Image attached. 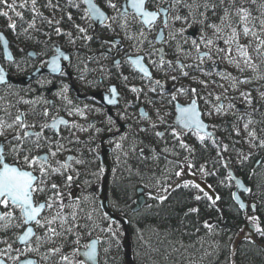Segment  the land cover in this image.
I'll return each instance as SVG.
<instances>
[{
	"label": "trees",
	"instance_id": "obj_1",
	"mask_svg": "<svg viewBox=\"0 0 264 264\" xmlns=\"http://www.w3.org/2000/svg\"><path fill=\"white\" fill-rule=\"evenodd\" d=\"M96 1L110 15V24L108 26L99 27L94 30V35L96 37V39L93 41L95 45L94 50L99 52L104 47V40L118 37L120 34L125 35V33L121 32L122 17L120 15V8L124 0H111V2L116 5V8L109 7V0ZM224 1H226V4L230 3L229 0ZM235 1V4H238V2L243 0ZM23 2L24 0H16L17 6L15 11L9 12L11 19L17 21L16 25L18 29L16 36L10 33V35L8 34V37L15 42L17 48L38 51L43 59H46L52 53V38L57 26L55 23L56 21H58V23L72 21L73 17L77 15V13H83L86 19L89 21V18L81 2L78 0H51L52 7L46 6L49 3V0H37V12L42 13V16H39L31 11V0H28V5L26 7H20V4ZM218 2H220V0H183L180 5H190L191 7L186 6L190 11L192 7L197 8V13L199 16L195 22H190L189 19H187V21L175 20V24L186 34H189L195 30L201 33L204 29H211L210 27L207 28V26L221 22L219 18L223 15V13L220 16L214 14L220 11V7L217 5ZM169 4L170 0H148V7L153 10H157L158 8ZM251 4H253L251 0H248V5ZM180 5L173 7L171 10L175 16L180 15L185 17L182 13V10L179 9L184 7H179ZM205 5L210 7H205ZM231 7L232 5L230 8ZM4 10L7 9H5L3 6H0V11ZM175 11H178L179 13ZM15 12H21L22 18L17 17ZM201 13H203V16L200 15ZM69 15L71 16V19H69ZM33 17H35V26L33 28H29L28 25L32 23ZM49 20L53 21L54 23L49 24L47 22ZM8 21V18L0 15V31L6 32ZM25 29H27V31H25ZM62 29L67 33L68 37H66L63 41H59V44H61V46L67 50H82L84 45L83 42L78 39H71V37H74L76 34H78V28L67 26L65 24L62 25ZM214 40L215 39H213V41ZM176 43L173 44V41H166L165 47L167 61H171L172 65L169 67L166 61L163 64V68L159 69L172 70L173 64H176L177 58L179 57L178 44ZM217 47L219 48V46ZM193 49L194 48L192 47L189 50L191 51ZM130 51L131 48L129 46L127 53L129 54ZM145 58L148 65L152 69L157 68L156 65L161 63V61L153 54L152 56H145ZM153 61L156 62V65L152 63ZM119 69H121V67H119L117 70ZM178 69L179 67L176 66L174 70ZM214 72L216 76L219 74L217 70ZM226 101L228 107L230 108V113L228 114V117L224 119V121L220 120L218 123H216V125H214L215 129H212L221 144L227 147V150L225 151L223 149L222 153L220 152L218 145L215 144L210 138L204 137L203 142H201L199 138L201 135L191 132L186 136L185 139H180L172 133L171 130L173 127L172 129H168L166 131L163 139L150 138V140H144V143H146L145 147L147 149L146 155L144 156L146 159H148L150 155L153 156V153H157L158 157L159 153L170 146L172 142L177 144V146L180 145L181 147L182 141L183 144L187 145V148L181 147L182 150L180 151L182 153V158H184L185 162L190 163L197 178L206 182L218 196V200L213 202L208 198L209 196L206 193L195 187V185L185 184L180 185L177 189L169 193L168 197L163 200H157L153 197L148 198L145 207L137 213L132 212V208L134 206H131L130 203H126V207L128 206L127 208L129 209L128 215L124 217L122 216L120 218L127 221L132 244L133 233L135 234L137 230L141 233L143 232L144 236H142L147 239L146 241L148 244H150V248L148 250H155V255L150 258L151 260H156L155 256H158L159 258H157V260H160L164 264H172L177 262L182 264L183 260L181 259H183V257L181 254H184V251L182 250L183 247H181V245L187 244L188 246L198 243L199 238H201L204 234L203 228L208 226L209 223H212L221 229H225L228 232L235 233L246 220V218L253 216L258 218L256 220L257 226H259L261 229H264V154L262 153L264 152V147L255 146L257 148L255 153L248 156L247 160L240 159V162H236L234 154L235 152L232 149V146L234 147V136L230 129L225 126V123L229 122L228 119H232V121H234L235 118H238V115H247L248 113L251 117V124L257 131V135L261 136L260 140H264V106L261 105V101H258V104H260L258 111L260 113L255 110L253 112L249 110L250 112H248V110L243 108V106L239 105L240 102H238V99L235 96L230 95L226 97ZM252 107L253 105H251V108ZM171 113L174 114L173 106L171 107ZM172 117L174 116H170L169 120H172ZM216 128H219V130H216ZM12 136L13 135L9 133L7 137L3 139L0 138V141H6V139L8 141ZM46 137L49 138L48 136ZM165 138L169 144L164 142ZM49 139L53 144L56 143L57 139L55 137H51ZM45 144L47 143L41 141V147L36 149L32 154L37 156V151H41V149L45 148ZM241 144L243 148L244 144ZM254 144H258V142H254ZM8 148L9 145L7 144V150ZM46 148L49 150V144ZM259 148H261V150ZM189 149L191 151H189ZM223 157L230 161L233 169L237 173V176L243 180L249 189L247 194L241 195L243 200L248 204V210L246 213L241 212L234 201L233 191L235 185L229 178ZM257 158L262 159L259 165L256 164ZM8 161L13 163L11 156L8 157ZM157 161L158 159H156L155 162L153 161L148 163L144 160H141V177L146 178V180H149V178L153 179V176L157 174L159 169L162 167V164L157 165ZM94 164L99 165V162L84 160L82 167L86 168L89 165L93 168ZM202 168L203 171H201ZM129 175L127 187L129 189L128 195L130 198V195L132 196L133 194L130 193V186L132 184V180H130V178L132 177L136 180V176H134L135 174L131 172ZM173 182L174 180L172 183ZM223 183L225 185H223ZM118 189L119 200V198H121L120 196H122L124 192L121 191V186H119ZM155 194L157 193L155 192ZM196 196H200L201 199L196 200ZM118 200L117 205L121 207L122 205H119L120 201L118 204ZM71 204V209L66 208L63 210L66 216L70 211H75L74 204L76 205V203L71 202ZM81 204H83V202ZM121 204H123V202ZM253 206H255V208H253ZM193 208L198 209V211L190 212L189 210ZM101 216L104 218L98 219L97 223L87 222V224H84L83 226L81 215L78 216V218L75 220V223L80 227L75 229L73 234L54 238L53 245L51 246H47V244L43 243L38 245L39 251L36 252L34 256L38 257L41 261L47 262V264H51L54 263V261L59 258V256L50 255L48 260L42 259L43 254L46 253L49 248L59 247L64 255L68 251H74L76 253L75 247L78 245L76 244V233L78 232L79 242L81 240H88L89 238H95L99 240L100 264H126L125 251L123 249L124 239H122L121 236L123 229L121 228L120 224L110 221V219L104 214L101 213ZM79 220H81L82 223H80ZM88 228H91L94 233H92V231ZM84 229H88L87 232ZM109 229H111V231H109ZM152 229H159L158 231L161 230V233L163 234L162 236L165 239L160 240L159 238L148 235ZM1 230L2 232H0V236H2L7 242L11 243V239L13 237L17 238V235H11L8 232L4 233L3 228H1ZM87 235H90L91 237L85 239L84 237ZM256 235V241L245 240L242 241L238 246L235 257V262L237 264H264V248L261 247V245H264V235H261L257 231ZM4 245L6 249L7 245L5 243ZM170 245L174 247H171ZM136 248H133V264H142L145 256L142 257L138 253L135 254ZM169 248H173V252L171 251V254L169 253V257L168 255L167 257L161 255V253L164 254L165 251L170 252ZM194 251L190 252L194 255ZM15 255H17L16 251L12 254V256ZM195 256H198L197 250L195 251ZM213 259L214 256H210L207 259L202 257V259H199L198 261L195 260V262L197 261L195 264H213Z\"/></svg>",
	"mask_w": 264,
	"mask_h": 264
},
{
	"label": "rangeland",
	"instance_id": "obj_2",
	"mask_svg": "<svg viewBox=\"0 0 264 264\" xmlns=\"http://www.w3.org/2000/svg\"><path fill=\"white\" fill-rule=\"evenodd\" d=\"M230 3L226 4V1L220 0L218 2V6L220 7V11L214 14L221 15L224 14L225 8H230L233 1L229 0ZM236 2V1H235ZM238 2V1H237ZM241 3V4H239ZM247 3V4H246ZM184 5H180L179 8L182 10V13L185 17H188L190 22H195L198 19V13L197 8L192 7L191 11L187 9V7ZM245 7L251 10L252 16L257 17L260 16L261 12H264V0H256L255 4L248 5V0H243L241 2H238V4H235L236 8L239 7ZM210 7V6H209ZM208 7V8H209ZM211 9V8H210ZM199 10V9H198ZM232 13H235V8H230ZM179 13L178 11H175ZM175 14L172 13V16L174 17ZM223 16V15H222ZM121 25L127 24V29L121 27V32L126 33L127 31L130 32L131 37L126 35L127 38H129L130 41H127L128 47L130 46L131 51L129 55H145V56H152L157 54V45L154 41L147 40L145 38H149V34L144 33L140 28V23H138L135 20H130L127 18H123L121 15ZM221 18V17H220ZM219 18V20H220ZM168 29H169V35L167 37V41H173V44H178L179 49V57L177 58V62H181L182 65H187L188 67L180 68L179 73L170 72L169 75H167L166 82L170 83L169 88L171 87V91H166V89H160L155 88L156 91H149L145 89L146 91H133V89L138 86L137 79L132 72V70L129 68L130 66L124 64L119 71H126V77L122 81L121 86L124 88V92L128 99V105L132 103H140L143 98H146L148 101H154L153 103H156L157 107V119L155 117V120L158 122H161L164 124L165 129H175L173 124L174 120L173 117L172 120H169L170 116H174V114L171 113V107L174 105V101H179L182 104H189L191 100L197 99L200 103L201 111L203 112V118L206 122H208L212 129L214 128V125L218 123L220 120L226 119L228 117V114L230 113V108L228 107L226 97L233 95L238 99V102H240V106H243L248 112L250 111H258L259 105L258 101H261V105L264 106V56L257 55L256 53H252L253 55V62L256 65L255 70H252L248 68L244 63L243 60L238 56V53L235 49V45L232 46L233 50L231 52V56L233 58V62H229L226 52L229 47V45L224 43L223 38H217V36L214 34L213 28L204 29L201 33H199L197 30V34L195 33L192 35L193 37H189L188 34L181 31V29L175 24L174 19H170ZM220 22H217L216 25H219ZM141 31L143 32V37H141ZM199 33V34H198ZM174 35L175 39H172L171 36ZM196 35V36H195ZM125 35L120 34L118 38L124 39ZM195 36V37H194ZM202 37L211 38L214 40V43L212 45H205V43L202 41ZM252 39V37H244L242 34L239 38V43L242 45H247L249 43V40ZM126 41V40H124ZM193 41L198 44L199 47V54L203 52H209L211 51V59L209 58H201L199 57L197 48L193 45ZM225 49V52L217 53L216 49L218 48ZM186 47V48H185ZM194 48L193 50H189L191 48ZM251 52V49H249ZM239 60L240 62V68H244V71H241L240 68L236 66L235 61ZM198 65V67H197ZM211 65V68L213 71L209 72L206 70L207 66ZM217 66V67H216ZM87 68H90V70H94L96 67L95 65H88ZM216 68H219L221 70L217 76L215 75ZM107 70V69H105ZM154 70H161L159 67L155 68ZM187 72V75H184L183 73ZM230 74L231 77L235 78V84L232 79L226 78ZM175 77L176 79L173 80L172 77ZM108 79L110 77H105V83L108 82ZM172 80V82H171ZM248 80V83H241L240 81ZM129 84L130 87L126 86ZM180 89H184V91H179ZM192 89H195V92L192 91ZM145 92L147 93V96L145 97ZM242 93H250V97L248 99H245V96L241 95ZM175 96V100L172 99V97ZM219 96L220 99L217 100L216 97ZM14 95L12 93V90L8 87L4 90H0V118H3L5 120H9L11 118H14L15 115L19 114L18 110L15 108L14 103ZM205 101H208L206 103ZM250 101V102H249ZM223 104V108L217 112L215 110V107H218L220 104ZM242 103V104H241ZM251 105L253 107L251 108ZM215 106V107H214ZM250 110V111H249ZM7 113L11 114V118L6 115ZM212 113L209 115L208 113ZM258 113H260L258 111ZM85 118L87 119L86 124L89 123L90 119L92 118L88 113L84 114ZM244 117V118H243ZM50 121V117L45 120V124H47ZM229 122L225 123V126H227L228 129H230L231 133H233V142L234 147L232 146L233 151L235 152V159L236 162H240V159H244L245 156H250L256 151V147L254 146V142H258L261 139V136L257 135V131L255 127L249 123L251 121V117L247 113L238 115V118H235L234 121L232 119H228ZM169 123V124H168ZM245 124H248V128L245 129ZM173 129L171 130L173 133ZM88 124L85 128H82L81 135H78V138L76 139V143H81L82 146H87L88 144L85 143L86 140H90V137L92 136L95 138L97 142H99L103 137H97L94 132L88 131ZM216 130H219V128H216ZM238 130V134H237ZM165 130L160 129L158 132H162ZM254 131L256 134V140L252 141V138L249 136V132ZM114 132H118V130H115ZM14 135V131H6L4 136H0L1 139L8 136V134ZM10 136V135H9ZM102 136V135H100ZM86 137V138H83ZM144 140H150L145 134L139 133L138 136L135 134L127 133L126 136H123L122 138H118L116 142L119 143L122 141L124 146L126 147L123 155L125 160L119 161L114 158L113 159V165L118 169L121 167V165L125 167L126 169V180L124 181L126 184L123 185L121 191L123 193V198H119L118 200V194H119V184L116 186L114 184H109V204L110 207L114 210L116 209L118 212L121 210L122 207V215L124 216L128 215L129 209L126 207V203H130L131 206H134L132 209L136 207V201H137V193L136 190L139 187H143L145 190L156 192L158 197H168V194L171 193L173 188L176 186L175 189H177L180 185L185 184H192L190 182V179L193 175H195V172L192 169V166L190 163H187L184 161V158H182V153L180 150V145L177 146V144H174L173 142L168 146L165 150H163L161 153H159V156L157 157V153H153V156L150 155L148 159H146L144 156L146 155L147 149L143 145ZM7 141V139H6ZM252 141V142H250ZM167 142V139L165 138V141ZM71 143H74V141H71L69 143H66L64 146V151L58 152L59 156H65L68 152V150H71L74 148ZM169 144V142H167ZM244 144V147L242 148V144ZM52 145H55L52 143ZM79 145V144H78ZM180 147V148H179ZM75 149V148H74ZM261 150V148H259ZM55 151V148L52 149ZM101 148L98 149V153H100ZM69 153V152H68ZM264 154V152H262ZM142 154V155H141ZM262 154V155H263ZM53 158V157H52ZM64 158V157H63ZM156 159L157 165L162 164V167L159 169V172L153 176V179L149 178V180H146V178L141 177V160H144L148 163L155 162ZM247 160V159H246ZM80 161V160H77ZM262 159L257 158L256 164H260ZM82 162L80 163H74L72 169H77L80 167L82 169H85L82 167ZM164 167V168H163ZM116 169V170H117ZM165 170V172H164ZM74 171V170H73ZM134 173L136 176V180L134 178H130L131 181V190L130 193H133L132 196L130 195L129 198V189L127 187V181L129 179V174ZM95 173V172H94ZM93 173V175H95ZM119 173L116 172V174ZM176 173H180L177 175ZM96 174L98 175L99 182H98V197L95 201L92 202H77L75 206V213L76 217L81 215V220H79L80 223H82V226L84 224H87V222L97 223L98 219H103L104 217L101 216L100 206L98 204L99 201V193L100 189L102 187L103 183V177H104V168L102 169L100 166H97L96 168ZM128 174V175H127ZM91 173H86L85 179H86V186L91 187ZM66 177V176H65ZM63 177V178H65ZM120 178V175H119ZM119 181V179L117 178ZM174 182L172 183V181ZM108 182V180H107ZM105 183V182H104ZM223 185H225L223 183ZM104 186V185H103ZM134 189V190H133ZM167 189V191H165ZM236 187H234L235 191ZM120 191V193H121ZM234 191H233V197H234ZM203 192V191H202ZM218 197V196H217ZM164 198V199H165ZM122 199V201H121ZM120 201V206L117 205ZM161 200V199H159ZM218 200V199H217ZM123 202V204H121ZM215 202V201H213ZM70 203V202H68ZM66 203V204H68ZM79 205V208H78ZM146 205V204H145ZM145 207V206H144ZM144 207H142L140 210H142ZM1 209H3V206H0ZM139 210V211H140ZM52 210L48 209L49 216L51 214ZM133 212V210H132ZM138 212V211H137ZM135 212V213H137ZM99 215V216H97ZM99 217V218H98ZM253 216H249L246 218V220L242 223V225L238 228V230L235 233L228 232L225 229H221L217 226H215L212 223H209L208 226L203 228L204 234L201 238H199L198 243L193 245L182 244L181 247H183V253L181 254L183 259L182 264H195L199 259L209 258L210 256H214L213 264H237L235 262L236 257V250L240 243L245 240H253L256 241L257 235H256V227H257V221L253 222L250 220V218ZM248 226L254 227L255 237L252 238L250 235V232L247 230ZM206 228V229H205ZM92 231L91 228H88ZM88 229H84L86 232ZM249 229H251L249 227ZM159 229H152L148 235L154 236L156 238L165 239L161 233V230ZM44 229L39 228V232H43ZM90 233V232H89ZM92 233H94L92 231ZM143 232H135L133 233V245L132 244V250L136 247L135 254H139L142 257L145 256L142 264H164L160 260H157L159 258L158 256H155L156 260H151L150 258L155 255V250L149 251L150 244L146 241L143 236ZM43 238L44 241L48 240V234L45 232V234L39 235ZM122 239H124L125 235L124 232H121ZM149 236V237H150ZM91 237L90 235L84 237L85 239H88ZM90 239V238H89ZM136 241V242H135ZM38 242L35 240V247H38ZM167 245V244H166ZM51 246V245H47ZM78 246V245H77ZM75 247V250L77 248ZM171 246V245H170ZM174 247V246H171ZM197 248V249H196ZM124 249V247H123ZM170 249V248H169ZM173 249V248H172ZM170 252L165 251L164 254L161 253L164 257H169L171 254ZM198 251V256H195V251ZM195 250V251H194ZM175 251V250H174ZM194 251V255L190 252ZM35 255L36 252H26L24 255ZM74 251H68L65 255L69 256L70 260L79 259L78 255H73ZM170 253V254H169ZM159 255V254H158ZM80 260V259H79ZM195 260H197L195 262ZM133 261V260H132ZM42 264H47V262H42ZM51 264H64L63 261L60 260V258H57L54 263ZM172 264H179L172 263ZM199 264V263H198ZM202 264V263H200Z\"/></svg>",
	"mask_w": 264,
	"mask_h": 264
},
{
	"label": "flooded vegetation",
	"instance_id": "obj_3",
	"mask_svg": "<svg viewBox=\"0 0 264 264\" xmlns=\"http://www.w3.org/2000/svg\"><path fill=\"white\" fill-rule=\"evenodd\" d=\"M168 5H165L158 9H165ZM147 9L153 10L148 7ZM86 12V11H85ZM172 10L167 13V17L172 16ZM130 20H135L140 23L141 30L147 34H149V38L147 40L154 41L158 34V32L164 29L165 32V39L169 35V29L164 28L163 21L164 17H159L157 23H155L149 29L143 27L141 20L137 18L134 14H129L125 17ZM10 22H14L15 25L17 23L16 20H9L7 24V29L5 31H0L3 33L9 42V48L12 53V60L7 61L3 52V48L0 45V64L2 65L3 69L9 75L13 81L19 82H11L9 81L6 85L0 86V90H4L5 88H10L14 95V103L15 108L18 110L19 114H23L26 117L27 123L29 125L35 124L36 127L31 129L35 132H40L41 128L40 125H44L45 120L50 117V121L47 123H51L52 121L58 118H65L68 121V125L62 126L59 133L51 130L50 128H45L43 130V136H48L49 138L55 137L57 141L62 143L64 146L66 143L74 141L71 143L72 148L66 152L65 156H59L57 154L55 157L50 158V163L52 166L57 165V161L63 163L67 157L72 156L75 160H80L82 163L84 160L87 161H97L98 164H94V167L87 166L85 169L78 168L71 169L68 172H65L63 175L56 173L50 175L47 180L46 184V191L36 192L34 193V201L36 203H44L48 196L50 195V187L51 185L57 184L60 186V191L64 194L63 199L65 204L68 202H92L95 201L98 197V182L99 178L96 174L97 166H100L102 169L104 168V177L102 187L99 193V201L98 204L100 206V213L104 214L101 209V191L105 182V173L106 169L101 163V154L104 150H108V158L109 163L111 165V174L107 182V203L108 207L118 217H124L122 215V207L121 212L117 211L116 209H112L109 204V184L118 185L123 187L126 184L124 181L126 180V169L124 165L120 168H116L113 165V159L116 160L118 158L119 161L125 160L124 158V150L125 146L122 141L119 143L116 142L118 138H122L126 136L127 133L135 134L136 136L141 134H145L149 139H163L166 134L165 125L157 119V105L153 103L154 101H148L146 98H143L140 103H130L128 105V99L124 92V88L121 86L122 81L126 77L127 72L117 70L119 67H122L124 64L129 65L128 58L132 55L127 53L129 49L127 45V41H130L126 35L131 37L129 31L125 33L124 39L121 38V43L113 44L112 40L114 38L104 40V47L99 52L94 50V40L96 39L94 35V30L96 29L95 26L92 25V22L86 19L83 13H77L72 19V21H67L65 23H56L57 26L54 31V35L52 38V53L46 58L43 59L38 51L32 50H23L21 48H17L15 42L8 37V34L12 33L16 36L17 32V25L16 28L13 30L9 27ZM170 23V20H169ZM61 24V25H60ZM76 27L79 25L82 28H86L85 33H81L78 30V34L76 36L71 37L73 40H80L83 42V49L79 50H67L59 44V41H63L67 36V33L62 29V25ZM169 25V24H168ZM77 28V27H76ZM56 29H60V32L57 33ZM91 37V39H85V37ZM11 40V41H10ZM126 40V41H124ZM166 41V40H165ZM93 42V43H92ZM60 46V48L64 51H68L70 53V61L66 64V67L59 73L58 75L52 74H41L40 76L27 81L35 72L39 71V69H43L48 65L49 59L55 55V49ZM166 46V44H165ZM159 47V46H158ZM157 47V48H158ZM166 49V47H165ZM158 50V49H157ZM31 52H35V56L32 57ZM166 52V50H165ZM159 59L158 52L157 54L154 53ZM119 62L118 65H115L116 62ZM88 65H95L94 70H90L87 68ZM107 69V70H105ZM152 69V68H151ZM209 72L213 71L211 65L207 66ZM153 79L149 80L139 74H137L134 70V73L138 86L134 89L137 91H146L147 89L151 88H160L166 89V91H171V87L169 82H166L167 77V70H154L152 69ZM219 72L221 70H218ZM110 77L108 82L105 83V77ZM160 81L159 85H156L155 81ZM172 82V80H171ZM126 86L130 87L129 84ZM115 87L116 93L119 95L118 104L116 107L113 108L112 114L108 113V108L103 106L96 98L95 95H100L101 97L105 94L110 93V88ZM147 93L145 92V97ZM24 101H28L29 103H25ZM176 101H174L173 105V112L175 113ZM182 104V103H181ZM187 105V104H183ZM47 110L48 116H43V112ZM89 114L92 118L90 119L88 124V131L94 132L97 137H103L99 142L95 140L92 136L90 140H86L87 146H82L81 143H76V139L78 135H81V129L87 126L84 114ZM175 117V115H174ZM173 117V120H174ZM174 126V124H173ZM175 128V126H174ZM160 129L165 130L162 132H158ZM118 130V132H114ZM175 132L178 134L176 135L180 139H185L187 135L191 132L181 133L176 130ZM156 133H162V135L158 136ZM102 135V136H100ZM86 138V137H83ZM5 142V147L7 150V141H0ZM145 146L146 143L142 142ZM79 144V145H78ZM48 144H45V148L38 150L37 156L44 155L49 152L46 148ZM101 148L100 153H98V149ZM48 150V151H47ZM142 155V154H141ZM64 157V158H63ZM9 162V161H8ZM10 163V162H9ZM76 163L75 161L72 162L73 164ZM82 165V164H81ZM117 169V170H116ZM74 170V171H73ZM116 174V172H118ZM95 172V173H94ZM86 173H91V187L86 186ZM93 173L95 175H93ZM35 175L39 176V167L36 166V170L34 172ZM67 175H72L73 180L70 184L66 183ZM120 175V178H119ZM66 176V177H65ZM65 177V178H63ZM119 179V181L117 180ZM144 189V188H143ZM144 195L146 198V203L148 198L154 197L157 198L154 192L148 191L144 189ZM153 197V198H154ZM123 198V195H122ZM122 201V199H121ZM2 206V205H0ZM1 212L11 210L13 212V219L11 220V225H20L22 223V218L20 214V210L17 208L12 207L11 209H1ZM49 214L48 209H45V212L42 216H47ZM105 215V214H104ZM106 216V215H105ZM111 221V220H110ZM3 222H0L2 224ZM1 228H3V232H8L9 234L17 235V238L13 237L11 239V243L8 244L12 245L13 250L16 249H23L24 253L28 251V248L35 247V240L34 237L32 241L27 245V247L22 248L19 244L18 237L21 236L26 228L27 225L22 227L17 226H8V227H0V232H2ZM34 231L39 236L42 233L45 234V230L43 232H39V227L34 225ZM54 240V238H53ZM52 241H46L43 244L53 245ZM97 240L95 238H90L88 240H81L76 248V253L78 255V251L80 249H86L85 246L89 245L91 241ZM5 239L0 236V250L5 249V245L3 243ZM17 243V244H16ZM99 250H100V242H99ZM15 251H12L6 256L0 257L6 260L7 264H14L12 259H9ZM35 259L37 260V264H42L38 257L34 255H21V261L25 259ZM79 258V257H78ZM19 262H16L18 264ZM100 264V258H99Z\"/></svg>",
	"mask_w": 264,
	"mask_h": 264
},
{
	"label": "snow or ice",
	"instance_id": "obj_4",
	"mask_svg": "<svg viewBox=\"0 0 264 264\" xmlns=\"http://www.w3.org/2000/svg\"><path fill=\"white\" fill-rule=\"evenodd\" d=\"M183 0H170L169 8L164 9V13L166 18L163 21L164 28L168 27L169 20H184L187 21V17H182L180 15H176L174 17H167V13L175 6L180 5ZM253 4L256 3V0H251ZM84 3L89 5L88 12L92 16H96L97 18H102L105 14L92 3V0H84ZM131 9L134 10L135 15L139 16L143 23L149 27L154 25V22L157 21L160 16L161 10H146L145 3L146 0H129ZM28 5V0H24L20 7H26ZM37 0H31V11L36 13L39 16H42V13L37 12ZM0 6H3L4 11H0V15L8 18L11 21V17L9 16L10 11H15L16 8V0H0ZM48 7H52L51 0L46 5ZM76 6V5H74ZM191 7L190 5H185ZM109 7L116 8V5L109 0ZM208 7V5H205ZM232 8H235V13L233 14L229 8L224 9V14L220 18L221 22L219 25L212 24L211 28L214 30V34L217 38H223L224 43L229 45L226 56L229 62H233V58L231 56V52L233 50L232 46L235 45V49L238 53V56L243 60V63L250 69L255 70L256 65L253 62L252 53H256L257 55L264 56V12H261L260 16L254 17L252 16V12L250 9L245 8L243 6L236 8L235 0H233ZM17 17L22 18L21 12H15ZM120 15L127 17L129 15L127 9H125ZM203 16V13L200 14ZM69 19L71 16L69 15ZM49 24L54 23L53 21H47ZM202 22V21H201ZM55 23H58L56 21ZM35 26V17H33L32 23L28 25L29 28H33ZM9 27L13 30L16 28L14 22H10ZM81 33H85L86 28H82L79 25L76 26ZM121 27L127 29V24L121 25ZM27 31V29H25ZM57 33L60 32V29H56ZM183 31V30H181ZM244 37H252L249 40L247 45H242L239 43L240 35ZM70 35V34H69ZM141 37H143V32L141 31ZM2 38V37H0ZM172 39H175V36H171ZM85 39H91V37H85ZM146 39V38H145ZM202 41L205 45H212L214 41L211 38L202 37ZM193 45L197 48L199 54V45L193 41ZM251 49V52L249 51ZM159 51V50H157ZM217 53L225 52V49L217 48ZM211 59V51L203 54ZM59 57L54 58L51 63L53 65L57 64V60ZM143 59V58H140ZM140 59L133 61L134 64L139 66V71L144 74V76L150 78V73L147 67H144L140 63ZM203 57H201V60ZM156 65V62H152ZM236 66L240 68L239 60L235 61ZM164 61L161 59V63L156 65L159 68H163ZM169 67H171L172 62L167 61ZM182 67H188L187 65H182ZM198 67V65H197ZM241 71H244V68H240ZM187 75V72L183 73ZM226 78L232 79L235 84V78L231 77L230 74ZM5 79L3 70L0 69V82H3ZM127 79V77H125ZM173 80L176 78L173 76ZM241 83H248V80L240 81ZM156 85L160 84V81L154 82ZM115 92V88L112 89ZM133 91H137V89H133ZM151 91H156L155 88H152ZM179 91H184V89H180ZM195 92V89H192ZM241 95L245 96V99L250 97V93H242ZM175 96L172 97L175 100ZM217 100L220 99L219 96L216 97ZM25 103H29L28 101H24ZM111 102V101H110ZM208 103V101H205ZM250 102V101H249ZM215 107V106H214ZM223 108V104H220L218 107H215V110L219 112ZM180 117L179 122L186 129H193L197 133L203 132L208 126L201 120V113L198 111V106L196 101L193 100L192 103L188 107H179ZM211 115L212 113H208ZM6 115L11 118V114L6 112ZM43 116H48V111L45 110L43 112ZM61 124H67V121L60 120ZM252 123V121H249ZM36 125H29L27 123L26 117L23 114H17L14 118L9 120H5L0 118V136H4L6 131H14V135L10 140L7 141L9 145L8 150H6L5 144L0 143V205L3 206L4 209H11L12 207L20 210L22 223L20 225H11V220L13 219V212L11 210L0 212V222H4L0 224V227H8V226H17L22 227L24 225H29L26 228V231L23 235L19 236L18 239L23 244H28L31 242V238L35 237L38 244L45 243L42 237L38 236L34 232V228L31 226L33 223L46 231L48 234V240L52 241L53 238H59L61 236L73 234L75 229H78L80 226L75 223L77 219L75 211H70L66 216L64 214V209L72 208L71 202L65 204L63 196L64 194L60 191V186L57 184H52L49 191L50 195L48 199L44 203H36L34 201V193L36 192H45L47 180L52 174L59 173L63 175L65 172H68L72 169V162L80 163V161H76L74 157L69 156L66 160L61 163L57 161V165L54 167L50 163V158L55 157L58 152L64 151V145L57 141L55 145H52V142L49 138L43 136V130L45 128L51 127L56 128L57 125L54 122L51 125H40L41 131L35 132L31 129L35 128ZM248 128V124H245V129ZM173 134L178 135L173 129ZM238 134V130H237ZM252 138V141L256 140V134L254 131L248 133ZM156 135L160 136L162 133H156ZM205 135L211 137L212 133L205 132ZM201 142L204 140V136L199 137ZM41 141L49 144V152L41 156H35L32 153L41 147ZM250 141V142H252ZM215 143V141H213ZM257 147H264V140H260L258 144H254ZM53 147L55 151H53ZM119 147V145L117 146ZM181 147L187 148V145L183 144L181 141ZM221 147L226 151L227 147L221 145ZM189 151H191L189 149ZM11 156L13 163L8 162V157ZM244 159H248L247 156ZM36 166L39 167V176L35 175L34 172L36 170ZM227 167V165H225ZM203 171V168L201 169ZM179 175L180 173H176ZM229 178H232V174L229 173ZM73 180L72 175H67L66 183L70 184ZM195 187L200 188L197 184ZM167 191V189H165ZM158 199L163 200L165 197H157ZM211 199V197H208ZM196 200H200V196L195 197ZM218 199V197H217ZM243 207V204H241ZM52 210L49 216H41V213L45 209ZM255 208V206H253ZM190 212H197L198 209H190ZM39 217V218H38ZM70 217V219H69ZM258 218L251 217L250 220L255 222ZM59 229V230H58ZM111 231V229H109ZM256 231L261 235H264V229H261L259 226L256 227ZM76 244H79V233H76ZM7 245V248L4 250H0V257L6 256L12 251H16L17 255L11 256L10 258L16 264V262H20V264H37L36 261L31 259H25L21 261V255H24L23 249L13 250L12 245L8 244L5 240L3 241ZM86 250L83 252V256L86 257L89 261H94L96 259V247L95 242L92 244L85 246ZM39 247L28 248V252H38ZM51 256H59L60 260L64 262V264H84L82 260L74 259L70 260L68 255H64L61 252L59 247L49 248L46 253L43 254L42 259L48 260ZM75 256L76 253L74 252ZM0 264H6V260L0 258Z\"/></svg>",
	"mask_w": 264,
	"mask_h": 264
},
{
	"label": "water",
	"instance_id": "obj_5",
	"mask_svg": "<svg viewBox=\"0 0 264 264\" xmlns=\"http://www.w3.org/2000/svg\"><path fill=\"white\" fill-rule=\"evenodd\" d=\"M80 1L84 4L85 9H86V11H87L90 19L93 22V25H95V26H103V25H105V24L108 23V15H107V13L104 12L99 5H97V3L95 2V0H92V3L95 4L105 14V16L102 17V18H97L96 16L90 15L89 12H88L89 5L85 4L84 3V0H80ZM146 5H147V0H146V3H145V8H146ZM125 9H127L128 13L129 12L134 13V10L131 9V7H130L129 0H126L123 3L121 13ZM160 14H162L164 16V19L166 18L165 13H164L163 10H161V13ZM137 17L140 18L139 16H137ZM159 17H158V19H159ZM158 19H157V21H158ZM140 20H141V18H140ZM157 21H155L154 24ZM141 23L145 26V28H147V29L150 28L149 26L145 25L142 20H141ZM0 37H2V38H0V45L3 48V52H4V55H5V58H6L7 61H10V60H12L13 57H12V53H11L10 48H9V42H8L7 38L5 37V35L3 33H0ZM164 39H165L164 31L161 30L159 32L157 38H156V43L158 45H163ZM112 43L113 44H116V43L120 44V40L115 39V40L112 41ZM31 55H32V57H34L35 56V53L34 52H31ZM159 55H160V58L161 59H164L165 58L164 57V48H163V46L159 49ZM56 57H59V59L57 60V64L56 65H53L51 63V61L54 58H56ZM200 57H204V55L202 54ZM140 58H143V59H140ZM137 59H140L141 65H143L144 67H147L148 68L149 73H150V78L144 76V74L139 71V66L133 63V61H135ZM69 61H70V53L68 51L62 50L60 48V46H58L55 49V55L49 59L48 65L45 68L39 69V71L35 72L27 81H30V80H32V79L40 76L41 74L58 75L66 67V64ZM128 62L132 65L133 69L137 73H139L140 75H142V76H144L146 78H149V79L152 78L151 70H150L149 66L146 64L145 58L143 56L130 57V58H128ZM117 64H118V62L116 63V65ZM0 69L3 70L4 77H5L4 81L3 82H0V86L6 85L9 81H11V82H19V81H15V80L13 81V79H11L9 77V75L6 73V71L3 69V67H2L1 64H0ZM113 88H115V87L110 88V93L109 94H105L102 97L100 95H95V98L103 106H105V107L108 108V113L110 115L112 114L113 108L116 107V105L118 104V98H119V95L116 93V88H115V92L112 91ZM196 104L198 106V111L201 113V120L208 126L203 132H199L198 134L203 135L205 137H208V138L212 139L213 141H215V143L218 144V146H219V150L222 151L221 144L219 143V140H218L217 136L211 131L209 124L207 122H205V120L203 118V114H202L201 109H200V106H199V104H198L197 101H196ZM189 105H182L180 103H176V116H175V120H174V125H175V128L179 132H181V133H187V132H190V131L196 132L193 129H186V128H184L183 125L179 122V117H180L179 107H188ZM60 120L67 121L65 118H58V119L52 121L51 123H49V125H51V124H53L55 122L56 125H57V127L56 128L48 127V128H50L51 130L55 131L56 133H59V131H60V129H61L62 126L68 125V121H67V124H61L60 123ZM205 132L212 133V136L209 137V136L205 135ZM0 143H4L5 144V142H0ZM42 156L43 155H41V157ZM100 159H101L102 165L106 169V173H105V183H104V186H103L102 191H101V202H100L101 209H102L103 213H105V215L108 216L111 219V221L118 222L122 226L123 232L125 234V238H124V241H123V247H124V251H125V263L126 264H133V261H132L133 252H132V245H131V237H130V233H129V230H128L127 221L125 219H121V218L117 217L116 215H114L109 210L108 203H107V180L109 179L110 174H111V165L109 163L108 150H104L102 152ZM224 162H225V165H227V171H228V173H231L232 174L231 180H232V182L236 186V189H235V192H234V200H235V203L238 205V207L240 208V210L245 213V212H247L248 205L242 199L241 194L247 193L248 192V188L245 185V183L237 176V174L233 170L230 162L228 160H225V159H224ZM190 180L195 185L198 184L200 186V189L203 192L207 193L211 197V199L213 201H217V195L215 194V192L205 182L198 180L195 176H192ZM138 193H139V197H138V199L136 201V207L133 209V212L139 211L145 205V202H146V198H145V195H144V191L142 189H139ZM241 204H243V207H241ZM0 212H1V210H0ZM44 212H45V210L41 213V216L44 214ZM34 225L35 224L33 223L31 226L34 228ZM28 226L29 225H27V227ZM249 227L251 229H249ZM253 229H254L253 226H248L247 227V230L250 232V235H251L252 238L255 237V232H254ZM33 238L34 237L31 238V241H32ZM93 242H95V247H96V259L94 261H89L86 257L83 256V252L86 249H80L78 251L79 259L82 260L84 262V264H99V242L97 240H93V241L90 242V244H92ZM19 244H20V246L22 248H25V247H27V245H29V243L26 245V244L21 243L20 241H19ZM262 247H264V245ZM31 260H34V261L37 262V260H35V259H31ZM18 264H20V262Z\"/></svg>",
	"mask_w": 264,
	"mask_h": 264
},
{
	"label": "bare ground",
	"instance_id": "obj_6",
	"mask_svg": "<svg viewBox=\"0 0 264 264\" xmlns=\"http://www.w3.org/2000/svg\"><path fill=\"white\" fill-rule=\"evenodd\" d=\"M177 64H178L179 67L183 68L181 62H177ZM139 189H142V190L144 191L143 187H139V188L136 190V193H137V199H138V197H139V193H138ZM152 192H153V191H152Z\"/></svg>",
	"mask_w": 264,
	"mask_h": 264
}]
</instances>
